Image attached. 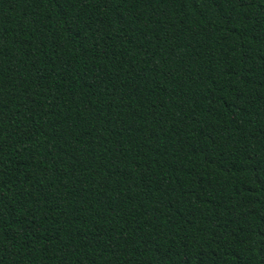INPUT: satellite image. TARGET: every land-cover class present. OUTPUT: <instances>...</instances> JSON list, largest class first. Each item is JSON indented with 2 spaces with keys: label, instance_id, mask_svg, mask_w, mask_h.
Segmentation results:
<instances>
[{
  "label": "trees",
  "instance_id": "1",
  "mask_svg": "<svg viewBox=\"0 0 264 264\" xmlns=\"http://www.w3.org/2000/svg\"><path fill=\"white\" fill-rule=\"evenodd\" d=\"M0 264H264V0H0Z\"/></svg>",
  "mask_w": 264,
  "mask_h": 264
}]
</instances>
